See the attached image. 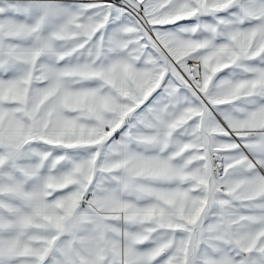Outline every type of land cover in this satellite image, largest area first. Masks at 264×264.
<instances>
[{"label":"snow or ice","instance_id":"1","mask_svg":"<svg viewBox=\"0 0 264 264\" xmlns=\"http://www.w3.org/2000/svg\"><path fill=\"white\" fill-rule=\"evenodd\" d=\"M0 264H264V0H0Z\"/></svg>","mask_w":264,"mask_h":264}]
</instances>
